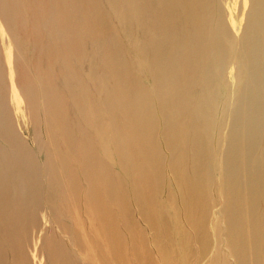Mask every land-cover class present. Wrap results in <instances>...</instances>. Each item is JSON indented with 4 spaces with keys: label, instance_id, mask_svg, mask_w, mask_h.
Here are the masks:
<instances>
[{
    "label": "rangeland",
    "instance_id": "374dc122",
    "mask_svg": "<svg viewBox=\"0 0 264 264\" xmlns=\"http://www.w3.org/2000/svg\"><path fill=\"white\" fill-rule=\"evenodd\" d=\"M210 1L0 0V264H234L246 17Z\"/></svg>",
    "mask_w": 264,
    "mask_h": 264
},
{
    "label": "bare ground",
    "instance_id": "6f19581e",
    "mask_svg": "<svg viewBox=\"0 0 264 264\" xmlns=\"http://www.w3.org/2000/svg\"><path fill=\"white\" fill-rule=\"evenodd\" d=\"M203 2L190 0L189 7L196 11L211 3ZM243 3L241 11L246 19L239 47L246 69L242 70L239 87L241 98L233 107L235 118L220 153L225 164L224 180L230 187L228 198L223 194L228 205L224 228L228 256L234 264H264L260 244L264 210L259 206L260 200L264 205V38L260 37V33L264 36V0ZM217 4L223 7L221 0ZM237 189L241 190L239 197L235 196Z\"/></svg>",
    "mask_w": 264,
    "mask_h": 264
}]
</instances>
